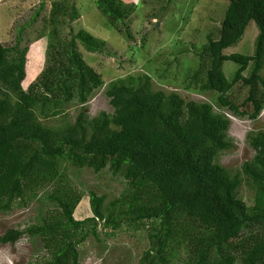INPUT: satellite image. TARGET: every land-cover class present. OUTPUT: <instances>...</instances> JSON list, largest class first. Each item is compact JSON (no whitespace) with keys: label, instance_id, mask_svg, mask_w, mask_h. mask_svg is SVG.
<instances>
[{"label":"trees","instance_id":"1","mask_svg":"<svg viewBox=\"0 0 264 264\" xmlns=\"http://www.w3.org/2000/svg\"><path fill=\"white\" fill-rule=\"evenodd\" d=\"M95 3L119 31L136 9L124 0ZM53 10L58 24L67 15L71 21L81 15L66 1L55 2ZM251 20L258 27L253 53H225ZM125 32L132 37L128 26ZM219 32L217 39L208 35L201 54L210 63L196 88L216 93L214 101L153 89L144 73L110 81L105 93L113 111L94 117L85 103L104 81L85 61L78 42L88 51H103L104 39L85 29L63 39L54 29L48 65L26 89L31 41L20 29L14 44L0 40V211L25 205L48 187L58 207L46 209L36 224L7 229L0 242L40 236L50 257L29 264H80L77 245L89 234L98 236L100 222L118 229L127 221V226L147 228L150 238L136 264H264V129L247 134L256 153L239 170L218 160L235 147L228 134L231 119L223 111L256 120L264 109V0H229ZM227 60L239 65L232 79L223 70ZM238 83L248 87L241 100L234 97ZM68 101L83 106L75 122L58 127L44 122L64 112ZM64 161L96 172L108 167L128 187L109 202L105 193L89 189L92 215L76 219L73 213L85 194L66 179ZM242 184L254 191L249 204L240 196Z\"/></svg>","mask_w":264,"mask_h":264},{"label":"rangeland","instance_id":"2","mask_svg":"<svg viewBox=\"0 0 264 264\" xmlns=\"http://www.w3.org/2000/svg\"><path fill=\"white\" fill-rule=\"evenodd\" d=\"M62 1L74 3L81 11L80 18L71 21L67 15L63 23L58 24L53 6L55 2ZM124 1L134 3L136 9L131 15L132 20L127 19V25L121 23L122 30L119 31L98 9L95 0H0L1 42L5 45L14 44L19 29L31 41L22 86L26 89L32 81L39 79L47 67V51L53 41L54 29H59L63 39H69L78 30L85 29L106 41L103 51H88L78 42L83 58L102 74L104 81L103 86L94 90L85 103L89 117L96 116L100 111H113L110 98L105 93L110 81L131 75L139 77L144 73L151 76L153 89L177 91L187 99L214 101L216 93H199L196 89L203 81L210 63L209 58L201 53L209 34L214 39L219 37L229 0ZM127 26L132 37L126 36ZM257 33L258 27L251 20L242 39L224 52L252 54ZM238 66L231 60L224 62L223 70L228 79L233 78ZM197 69L198 77L189 80ZM261 74L264 76V68ZM234 92V97L241 100L248 93V87L238 83ZM82 107L79 103L68 101L64 112L43 120L52 127L73 123ZM225 112L231 114L228 134L235 147L221 153L218 160L234 172L256 153L248 143L247 134L251 130L264 129V109L256 120L234 115L229 110ZM61 169L69 183L85 194L73 213L76 219L92 215L87 195L89 189L105 193L106 201L109 202L128 187L127 180L113 174L108 167L96 172L90 167H77L64 161ZM51 190L50 187L42 189L39 198H29L25 205L17 203L9 211H0V236L9 228L23 229L28 224L40 222L48 208L51 211L57 209L48 197ZM253 195V189L242 184L240 196L247 204L252 201ZM126 222L118 229L104 227L103 222H100L98 236L89 234L77 245L80 264H136L150 247L148 229H136L127 226ZM44 257L49 258L50 253L40 236L24 234L16 243L0 242V264L36 263Z\"/></svg>","mask_w":264,"mask_h":264},{"label":"clouds","instance_id":"3","mask_svg":"<svg viewBox=\"0 0 264 264\" xmlns=\"http://www.w3.org/2000/svg\"><path fill=\"white\" fill-rule=\"evenodd\" d=\"M223 112H225V111H223ZM225 114H226V115H228V117H229V116H231V114H230V113H228V112H225Z\"/></svg>","mask_w":264,"mask_h":264}]
</instances>
